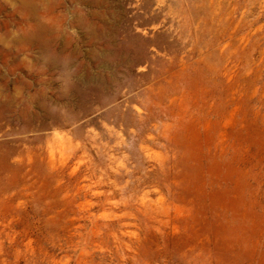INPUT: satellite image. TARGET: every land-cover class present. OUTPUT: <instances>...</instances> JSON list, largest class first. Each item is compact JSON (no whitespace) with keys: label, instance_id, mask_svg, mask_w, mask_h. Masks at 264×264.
<instances>
[{"label":"rangeland","instance_id":"obj_1","mask_svg":"<svg viewBox=\"0 0 264 264\" xmlns=\"http://www.w3.org/2000/svg\"><path fill=\"white\" fill-rule=\"evenodd\" d=\"M0 264H264V0H0Z\"/></svg>","mask_w":264,"mask_h":264}]
</instances>
